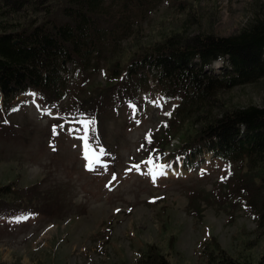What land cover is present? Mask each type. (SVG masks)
Returning <instances> with one entry per match:
<instances>
[{"label":"rangeland","instance_id":"1","mask_svg":"<svg viewBox=\"0 0 264 264\" xmlns=\"http://www.w3.org/2000/svg\"><path fill=\"white\" fill-rule=\"evenodd\" d=\"M214 1H199L198 20L190 18L191 35L227 37L255 15L264 18V0ZM182 3L161 0L137 15L121 40L130 43L137 26L143 39L167 26L178 29L189 9ZM223 66L220 72L230 68ZM104 72L105 65L84 85L102 86ZM255 79L224 91L227 105L264 107V74ZM79 83L49 107L32 90L10 107L0 99V185L13 189L0 192V264H134L148 245L173 264H209L206 258L216 248L230 256L231 264H264L259 206L246 211L243 202L213 193L232 169L233 180L252 184L264 207L259 170L246 162L228 165L212 158L210 150L188 169L158 164L145 150V137L168 119L174 102L155 97L140 107L111 104L100 116L99 130H93L72 112L67 98ZM92 137L105 149L96 148ZM174 146L177 135L165 149ZM169 157L166 162H175ZM16 210L28 214L12 216Z\"/></svg>","mask_w":264,"mask_h":264},{"label":"trees","instance_id":"2","mask_svg":"<svg viewBox=\"0 0 264 264\" xmlns=\"http://www.w3.org/2000/svg\"><path fill=\"white\" fill-rule=\"evenodd\" d=\"M160 1L0 0L3 106H12L20 93L29 90L36 91L43 105L51 106L79 79L78 87L67 97L71 110L99 130L100 116L109 105L140 107L159 94L164 100L173 99L175 105L161 130L145 140L152 160L160 163L170 155L175 162L168 163H176L182 156L179 162L190 166L209 149L214 158L228 165L246 162L249 169L259 170L261 174L256 175L264 184V107H229L222 98L224 91L264 74V18L255 15L238 33L227 37L206 32L191 35L190 18L198 20L200 0H180L189 9L178 29L167 26L143 39L137 26L133 40L124 44L121 39L130 32L135 17ZM225 55L231 71L217 77L206 75L204 64ZM104 65V84L84 85ZM175 135L177 146L167 151L165 147ZM92 139L98 149H105ZM234 172L231 169L221 177L213 193L218 190L224 198L246 203L248 209L259 206L256 209L263 217L259 223H264V207L257 201L255 189L245 181H234ZM1 191L8 194L12 189L1 184ZM215 250L217 253L209 252L206 263L216 259L219 264H231L223 249ZM139 251L134 264H173L152 245Z\"/></svg>","mask_w":264,"mask_h":264}]
</instances>
